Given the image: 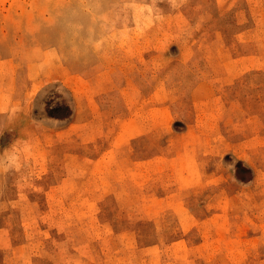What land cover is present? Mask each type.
<instances>
[{
    "label": "rangeland",
    "instance_id": "1",
    "mask_svg": "<svg viewBox=\"0 0 264 264\" xmlns=\"http://www.w3.org/2000/svg\"><path fill=\"white\" fill-rule=\"evenodd\" d=\"M0 264H264V0H0Z\"/></svg>",
    "mask_w": 264,
    "mask_h": 264
},
{
    "label": "crops",
    "instance_id": "2",
    "mask_svg": "<svg viewBox=\"0 0 264 264\" xmlns=\"http://www.w3.org/2000/svg\"><path fill=\"white\" fill-rule=\"evenodd\" d=\"M68 99H59L54 96L49 102L45 111L40 112L38 119L43 118L42 123H45L49 127V133L56 135V133H62L65 130H70L79 116L78 112V100L75 95ZM70 99V100H69ZM72 99V102H70ZM73 108V110H72Z\"/></svg>",
    "mask_w": 264,
    "mask_h": 264
}]
</instances>
